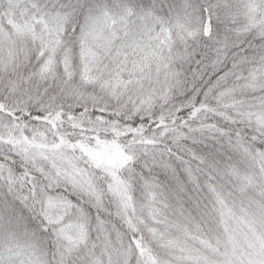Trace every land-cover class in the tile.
Returning a JSON list of instances; mask_svg holds the SVG:
<instances>
[{
	"label": "snow or ice",
	"instance_id": "obj_1",
	"mask_svg": "<svg viewBox=\"0 0 264 264\" xmlns=\"http://www.w3.org/2000/svg\"><path fill=\"white\" fill-rule=\"evenodd\" d=\"M0 264H264V0H0Z\"/></svg>",
	"mask_w": 264,
	"mask_h": 264
}]
</instances>
